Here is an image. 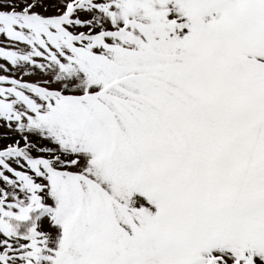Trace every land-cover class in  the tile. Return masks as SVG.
I'll return each mask as SVG.
<instances>
[{
    "label": "snow or ice",
    "instance_id": "1",
    "mask_svg": "<svg viewBox=\"0 0 264 264\" xmlns=\"http://www.w3.org/2000/svg\"><path fill=\"white\" fill-rule=\"evenodd\" d=\"M0 264H264V0H0Z\"/></svg>",
    "mask_w": 264,
    "mask_h": 264
}]
</instances>
